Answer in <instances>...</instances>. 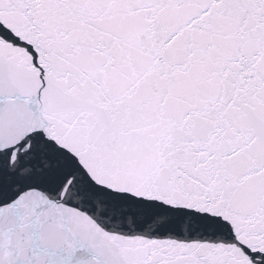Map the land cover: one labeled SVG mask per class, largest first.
Returning <instances> with one entry per match:
<instances>
[{
    "label": "snow or ice",
    "instance_id": "snow-or-ice-1",
    "mask_svg": "<svg viewBox=\"0 0 264 264\" xmlns=\"http://www.w3.org/2000/svg\"><path fill=\"white\" fill-rule=\"evenodd\" d=\"M0 264H264V0H0Z\"/></svg>",
    "mask_w": 264,
    "mask_h": 264
}]
</instances>
